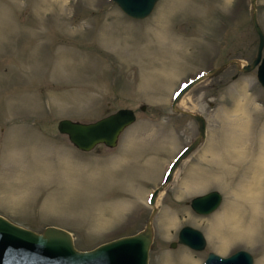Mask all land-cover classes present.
<instances>
[{
	"label": "rangeland",
	"instance_id": "rangeland-1",
	"mask_svg": "<svg viewBox=\"0 0 264 264\" xmlns=\"http://www.w3.org/2000/svg\"><path fill=\"white\" fill-rule=\"evenodd\" d=\"M251 6L157 0L150 15L133 19L112 0H0V215L36 232L62 227L80 250L142 229L153 188L198 133L172 98L212 66L252 61ZM256 13L264 30V0ZM180 100L179 108L205 117L206 134L156 196L148 264H203L210 250L239 248L264 264V88L256 67L230 63ZM119 107L133 108L136 120L113 147L83 151L57 129L62 117L90 121ZM211 189L222 194L219 207L195 212L192 196ZM226 212L234 215L218 218ZM183 224L203 232L204 249L171 245Z\"/></svg>",
	"mask_w": 264,
	"mask_h": 264
},
{
	"label": "water",
	"instance_id": "water-1",
	"mask_svg": "<svg viewBox=\"0 0 264 264\" xmlns=\"http://www.w3.org/2000/svg\"><path fill=\"white\" fill-rule=\"evenodd\" d=\"M128 16L141 19L148 16L157 0H113ZM251 21L258 36L255 55L252 61L241 64L239 58H230L223 64L210 68L207 72L190 80L176 93L172 100V108L188 113L197 122L198 134L171 163L163 181L154 188L150 203L154 204L157 194L172 178L179 162L205 137L206 120L197 112L179 108L178 100L195 83L201 79L217 74L225 66L234 63L238 70L250 71L256 67V77L264 87V30L257 19L256 0H251ZM141 109L145 104H141ZM136 118L135 111L130 107H119L116 110L91 121H82L62 117L57 122V129L65 133L69 140L81 150H90L96 144L103 143L113 147L118 142L119 134ZM222 200L217 189L193 196L191 208L200 214L214 211ZM153 207L146 225L131 234L121 235L102 242L87 250L77 249L73 244L71 233L59 226L48 225L42 232L18 225L0 215V264H148L149 249L153 240L152 215ZM182 243L194 250H202L206 245L203 232L190 224H184L178 231V238L171 245ZM253 254L239 248L223 256L209 251L204 264H253Z\"/></svg>",
	"mask_w": 264,
	"mask_h": 264
},
{
	"label": "bare ground",
	"instance_id": "bare-ground-1",
	"mask_svg": "<svg viewBox=\"0 0 264 264\" xmlns=\"http://www.w3.org/2000/svg\"><path fill=\"white\" fill-rule=\"evenodd\" d=\"M155 8V7H154ZM162 15V14H161ZM161 15H159V17L161 16ZM158 17V18H159ZM162 18V17H161ZM163 20V19H162ZM159 21H160V19H159ZM162 23V22H161ZM162 25H164V24H162ZM164 29H166V27L164 28ZM159 32V31H158ZM162 33V32H161ZM162 37H163V35H162ZM166 37V36H165ZM159 38V37H158ZM160 39V38H159ZM163 39V38H162ZM161 40V39H160ZM181 99V98H180ZM179 99V100H180ZM178 100V101H179ZM181 101V100H180ZM178 103V102H177ZM233 155H237V156H240L241 155V153H235L234 152V154ZM259 167V169L261 168V166H258ZM174 176V175H173ZM170 184V183H169ZM254 187V186H253ZM255 189H256V187H255ZM250 194V196L252 197V198H254L255 197V195L253 194L254 193V189H252V186H251V190H249L248 191ZM252 193V194H251ZM152 206H155V202H154V204H152ZM232 213V212H231ZM235 213V212H234ZM232 215H234V214H227V212L224 214V215H222V216H220V217H218V218H223L224 220H228V218L230 217V216H232ZM236 217V216H235ZM242 217V216H241ZM217 218V219H218ZM236 219V218H235ZM239 220V219H238ZM233 221V220H232ZM223 234V233H222ZM225 244V243H224ZM226 245V244H225ZM223 247V246H222Z\"/></svg>",
	"mask_w": 264,
	"mask_h": 264
}]
</instances>
